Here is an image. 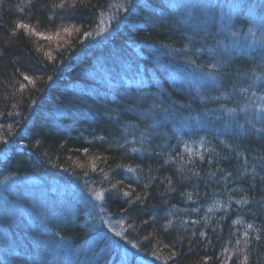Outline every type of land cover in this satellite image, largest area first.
I'll return each instance as SVG.
<instances>
[{"label":"trees","instance_id":"16d2710c","mask_svg":"<svg viewBox=\"0 0 264 264\" xmlns=\"http://www.w3.org/2000/svg\"><path fill=\"white\" fill-rule=\"evenodd\" d=\"M0 264H264V0H0Z\"/></svg>","mask_w":264,"mask_h":264},{"label":"rangeland","instance_id":"374dc122","mask_svg":"<svg viewBox=\"0 0 264 264\" xmlns=\"http://www.w3.org/2000/svg\"><path fill=\"white\" fill-rule=\"evenodd\" d=\"M112 17V16H111ZM113 18V17H112ZM115 20H111L109 17L103 19L100 24V35H103L105 31L109 30V25ZM17 178H12V181L16 180ZM95 200H91L90 202L92 205L95 204V207L97 206V210L93 211V220H94V226L95 228L107 239V241L115 246V248H118L121 251H128V248L124 244L122 234L120 227L117 225V223L108 215L107 213L103 212V210L98 209V201L99 196L95 194ZM94 208V207H93ZM129 252V251H128Z\"/></svg>","mask_w":264,"mask_h":264},{"label":"snow or ice","instance_id":"6c2138e0","mask_svg":"<svg viewBox=\"0 0 264 264\" xmlns=\"http://www.w3.org/2000/svg\"><path fill=\"white\" fill-rule=\"evenodd\" d=\"M18 27L26 28V27H29V26L21 24V25H18ZM65 31H67V29H65ZM37 34L38 35H43V34H40V33H37ZM26 79H27V77H26ZM97 195H100V194L98 193ZM249 227H251V225H249Z\"/></svg>","mask_w":264,"mask_h":264}]
</instances>
